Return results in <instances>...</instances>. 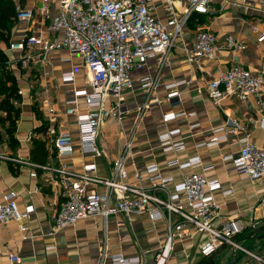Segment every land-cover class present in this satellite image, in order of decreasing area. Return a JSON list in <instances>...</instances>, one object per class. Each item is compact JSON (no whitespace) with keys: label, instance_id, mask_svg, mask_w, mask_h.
Masks as SVG:
<instances>
[{"label":"crops","instance_id":"crops-1","mask_svg":"<svg viewBox=\"0 0 264 264\" xmlns=\"http://www.w3.org/2000/svg\"><path fill=\"white\" fill-rule=\"evenodd\" d=\"M14 1L18 10H32L34 17L30 21L17 19L12 29V41H20L32 34L51 39L63 36L62 32L54 34L49 30L51 18L59 11L58 0L46 3V14L42 11L43 0ZM187 5L188 0L178 1L181 13L185 12ZM153 14L164 23L168 21L169 16L159 0L155 2ZM200 29L211 30L220 38L232 35L245 47H223L215 57L191 63L187 50ZM263 32L264 6L256 0H211L207 13H193L164 62L162 56H156L149 59L146 68L132 71L136 84L141 78L157 77V85L151 90L144 87L125 91L122 104L130 106L132 111L104 122L98 139L103 150L100 157L81 152L76 115L65 112L74 89L88 87L90 73L83 57L63 48L49 52L45 61H35L24 67L19 60L22 53L6 49L10 71L22 91L20 103L16 104L21 108V116L14 141L6 132L8 122L5 125L0 123V154L23 162L0 158V201L5 193L13 190L18 193L20 209L32 205L34 212L29 217L26 232L15 220L0 225V264H100L105 251L140 256L143 264H155V252L167 239V221H152L146 214L111 216L107 223L101 216H91L59 230L54 236L48 234L52 227L51 212L62 203L63 196L62 187L47 169V166L59 164L56 154L51 152L47 143L48 158L35 149V139L44 141L46 134L39 130L47 131L50 125L47 104L57 111L58 120L53 125L75 137L76 152L70 163L79 171L86 163L94 161L96 174L108 177L114 161L126 155L129 173L126 182L136 184L135 173L151 163H157L161 173L173 176L176 182L182 180L184 174L201 171V168L181 169L169 165L175 158L184 162L199 156L203 164L214 165L206 175L218 178L224 189L233 188L230 195H223L222 190L215 191L221 204V215L215 224L236 221L242 228L232 238L240 246L231 243H226L225 248L219 246L217 264L228 263L235 251L239 256L236 264H264V239H246L255 228L264 225V181L240 175L228 169L222 161L224 155L239 152L240 139L245 135H249L250 141L257 146L264 144V109L254 96L247 101L232 96L215 102L208 95L210 81L235 63L264 76V39H259ZM68 72L74 73V82L63 81ZM0 79L3 82L2 72ZM171 84L173 86L169 88ZM174 92L178 96L169 98ZM4 96L5 92H0V100ZM262 97L264 99V91ZM151 98L157 103L152 101L141 113L138 106ZM113 101L110 99L107 104L111 105ZM79 104L85 110L83 98ZM170 113L176 117L165 121V115ZM0 115L5 114L0 112ZM229 119H236L243 130L233 131V126L227 124ZM172 129H180L175 139L185 140V150L165 152L159 146V136ZM223 135L226 137L216 145H206L211 139ZM33 151L36 159L44 161V165L34 162ZM142 184L149 187L151 183L146 178ZM99 189L104 187L99 186ZM172 219L178 218L174 216ZM185 236V240L174 243L167 264H200L207 256L202 251L212 243L207 233H199L191 227ZM49 245H55V248L49 250ZM242 248L250 251L245 252ZM11 254L20 256L22 261H12Z\"/></svg>","mask_w":264,"mask_h":264},{"label":"built area","instance_id":"built-area-1","mask_svg":"<svg viewBox=\"0 0 264 264\" xmlns=\"http://www.w3.org/2000/svg\"><path fill=\"white\" fill-rule=\"evenodd\" d=\"M156 1L58 0L59 11L51 18L49 30L54 34L62 32V37L51 39L32 34L10 44L11 50L22 53L19 60L24 67L35 61H45L49 52L63 48L83 57L90 73L88 87L74 89V95L67 101L65 110L68 115H76L83 154L100 157L103 150L98 145V139L104 122L110 117H122L132 111L130 106L122 104L125 91L144 87L151 90L157 85V77H144L136 84L131 76L132 71L146 68L149 59L156 56H162L164 62L177 39L182 36L190 16L193 13H207L211 2L188 0L185 12L181 13L179 0H159L169 16L164 23L153 14ZM43 2L42 11L46 14V3L49 0ZM256 2L264 6V0ZM33 17L32 10H18V20L30 21ZM259 39H264V32L259 35ZM223 47L242 49L245 45L232 35L220 38L211 30L200 29L196 31L193 44L187 50V57L191 63H197L205 57H215ZM74 78V73L68 72L64 74L63 81L71 83ZM172 86L168 85L169 88ZM263 91L264 76L238 63L213 78L208 85V95L215 102L232 96L247 101L254 96L264 109ZM175 96H178L177 92L171 93L169 98ZM81 98L85 110L80 108ZM110 99L114 101L108 105ZM152 101L157 103L156 99H148L142 106H138L139 111L144 113ZM19 103L17 100L16 104ZM47 105L50 125L44 140L59 160L58 165L47 166V169L62 187L63 196L62 203L51 212L52 227L49 235L54 236L59 230L91 216H101L107 223L111 216L146 214L152 221H167L168 224L166 242L155 252V264H167L174 243L185 240V233L191 227L212 238V243L202 250L204 255L216 252L219 246L226 243L239 246L232 240L242 230L236 221L215 224L221 215V204L215 191L222 190L223 195H230L233 188L224 189L218 178L206 175L214 165L203 164L199 156L184 162L175 158L169 165H177L181 169L201 168V171L184 174L182 180L176 182L173 176H164L157 163H151L135 173L136 184L126 182L129 176L126 155L114 161L108 177L96 174L97 164L94 161L86 163L83 170L79 171L70 163L76 152L75 137L71 132L60 131L53 125L58 120L57 111L50 104ZM174 117V113L166 114L164 120ZM227 124L233 126V131L243 130L236 119H229ZM179 134L180 129H172L159 136V146L163 151L179 152L186 149L184 139H175ZM225 137L213 138L206 145H216ZM240 143L239 152L224 155L222 161L228 169L240 175L264 181V144L255 145L249 135L243 136ZM0 158L23 162L2 154ZM146 178L151 183L149 187L142 184ZM99 186L104 189L100 190ZM33 212L32 205L21 210L18 193L11 190L0 201V225L15 220L20 223L21 230L26 232ZM174 216L178 218L175 221L172 219ZM47 248L54 249L55 245ZM11 259L18 263L22 261L16 254H11ZM100 264H143V260L140 256L105 251Z\"/></svg>","mask_w":264,"mask_h":264},{"label":"trees","instance_id":"trees-1","mask_svg":"<svg viewBox=\"0 0 264 264\" xmlns=\"http://www.w3.org/2000/svg\"><path fill=\"white\" fill-rule=\"evenodd\" d=\"M18 8L14 0H0V72L3 74V82L0 79V92L4 91L5 96L0 100V123L6 124L8 127L6 132L9 134L11 141L15 140L14 133L16 131L17 121L21 116V108L16 105V101L20 98L19 88L16 80L9 68L8 57L5 50L10 47L12 42V29L17 21ZM39 132H46V129H40ZM35 149L39 150L46 159L49 151L46 148V141L35 139ZM32 159L35 163L44 165V161L36 159L34 151ZM223 244L220 248H225ZM219 251V250H218ZM218 251L207 255L200 264H217Z\"/></svg>","mask_w":264,"mask_h":264},{"label":"water","instance_id":"water-1","mask_svg":"<svg viewBox=\"0 0 264 264\" xmlns=\"http://www.w3.org/2000/svg\"><path fill=\"white\" fill-rule=\"evenodd\" d=\"M246 239H253V240H256V239H264V225L263 226H260V227H257L255 228L252 233L250 235H248L246 237ZM239 245V243H237ZM240 246V245H239ZM247 251H250L249 249L245 248ZM239 261V256H238V253L237 251L234 252V256H233V259L230 260L228 263L226 264H236L237 262Z\"/></svg>","mask_w":264,"mask_h":264},{"label":"rangeland","instance_id":"rangeland-1","mask_svg":"<svg viewBox=\"0 0 264 264\" xmlns=\"http://www.w3.org/2000/svg\"><path fill=\"white\" fill-rule=\"evenodd\" d=\"M233 259V256H232V258H231V260Z\"/></svg>","mask_w":264,"mask_h":264}]
</instances>
